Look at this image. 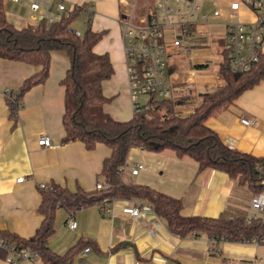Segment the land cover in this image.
<instances>
[{"label":"crops","instance_id":"1","mask_svg":"<svg viewBox=\"0 0 264 264\" xmlns=\"http://www.w3.org/2000/svg\"><path fill=\"white\" fill-rule=\"evenodd\" d=\"M59 1L64 4L63 10L57 8ZM74 6H80L81 11L72 28L80 34L87 26L100 32L93 50L106 52L113 68L110 77L102 81V94L108 99L103 110L116 120H129L134 114L119 22L122 0H40L38 11L24 3L4 0L8 21L19 28L36 24L46 11L52 20L58 19L63 11ZM220 17L225 18L222 11ZM225 20L202 26L203 34L199 36L197 27L186 52L169 47L167 70L171 99L181 103L177 110L179 116L191 113L205 93L225 85L217 72L223 59ZM69 64L64 51H52L47 78L23 94L17 115L12 118L6 104L7 92H15L40 66L0 58V230L20 237L31 236L43 218L37 210L41 202L40 184L92 190L104 158L111 153L103 143L88 149L80 140L61 142L65 134L62 121L65 89L60 81ZM201 64L205 65L198 66ZM241 118L252 123L243 124ZM206 125L226 145L264 158V77L209 117ZM42 134L49 136L51 147L37 144ZM139 162L143 168L132 174L131 169ZM19 177L21 181L16 180ZM120 179L179 199L183 216L216 218L222 213L246 216L253 211L249 201L254 193L246 186L237 184L222 170L199 169L195 159L180 156L169 148L153 151L130 147ZM136 201L141 208L139 217L132 218L122 212L123 206ZM111 208L108 214L97 204L74 212L59 207L48 246L63 254L80 239L91 242L84 247L89 251L81 259L82 250L74 264H264V242H215L205 235L193 234L179 237L168 230L150 205L140 200L115 199ZM69 217L76 221L74 228L67 225ZM259 217L264 220V209ZM0 264H7L2 257ZM37 264H42L41 260Z\"/></svg>","mask_w":264,"mask_h":264},{"label":"trees","instance_id":"2","mask_svg":"<svg viewBox=\"0 0 264 264\" xmlns=\"http://www.w3.org/2000/svg\"><path fill=\"white\" fill-rule=\"evenodd\" d=\"M80 11V6H74L63 11L58 19L49 21L42 17L36 24L19 28L8 21L4 0H0V58L40 66L36 74L24 79L13 96L6 97V104L10 117H16L23 94L47 78L50 53L64 51L70 64L60 81L65 89L62 118L65 134L61 142L80 140L88 149L94 148L97 143L107 145L111 153L104 158L97 179L106 187L70 190L56 183L46 184L41 187V202L37 208L43 218L34 233L24 238L8 230H0V239L16 248L35 250L42 264H74L76 256L91 242L80 239L63 254L53 251L48 246V239L55 231L56 210L63 207L68 212H74L123 198L146 202L165 222L168 230L179 237L205 235L215 242H250L253 238H262L261 242H264V220L261 217L248 223L244 213L233 216L222 213L216 218L183 216L179 199L144 185L124 183L120 179L130 147L153 151L169 148L180 156L189 155L195 159L199 169L212 167L222 170L252 193L264 192V184L261 183L264 169L257 167L264 158L226 145L206 125L209 117L264 77V53L250 69L233 72L223 52L217 72L225 80V85L205 93L201 103L188 115L177 114L181 103L171 98L150 96L147 109L134 114L129 120L120 121L103 110L108 99L102 94V81L110 77L113 68L106 52L96 53L93 50L100 32H94L87 26L80 35H76L72 28ZM5 253L0 248V257Z\"/></svg>","mask_w":264,"mask_h":264},{"label":"built area","instance_id":"3","mask_svg":"<svg viewBox=\"0 0 264 264\" xmlns=\"http://www.w3.org/2000/svg\"><path fill=\"white\" fill-rule=\"evenodd\" d=\"M24 3L33 11L39 10L40 0H13ZM121 37L123 42L124 63L127 75L129 99L133 114L148 108L147 99L150 96L171 98L172 89L167 70L169 47L173 46L181 51L188 50V44L197 32L203 34L201 27L209 24V16L200 12L197 0H143L145 10L138 1L122 0ZM57 8L63 10L64 4L57 3ZM241 10H245L251 17L242 18ZM212 16H221V11L215 8ZM227 19L223 22L222 52H225L228 64L233 72H243L250 69L264 53V0H227ZM49 21L52 17L46 11L44 16ZM206 33V32H204ZM76 35L80 32L75 30ZM15 92H7L13 96ZM243 124H250L252 120L241 118ZM39 146L53 145L48 135L42 134L38 140ZM258 169H264L263 163ZM143 168V163H137L132 174H137ZM21 181L22 177L16 179ZM264 184V178L261 181ZM45 184H40L44 187ZM96 188H105L102 182L95 183ZM104 201L98 204L100 208L111 213V203ZM249 206L252 213L246 215V222L258 218L264 209V192L254 194ZM122 212L132 218L141 215L139 202L122 207ZM67 225L76 226V221L69 217ZM262 238H253L255 243ZM213 241V240H211ZM0 248L5 250L2 257L7 264H37L39 254L29 247L16 248L0 239ZM89 251L86 247L81 253V259ZM80 259V260H81Z\"/></svg>","mask_w":264,"mask_h":264},{"label":"rangeland","instance_id":"4","mask_svg":"<svg viewBox=\"0 0 264 264\" xmlns=\"http://www.w3.org/2000/svg\"><path fill=\"white\" fill-rule=\"evenodd\" d=\"M128 1H134V0H128ZM138 1V5L141 7V9L139 11H143L145 10V7L143 6V0H137ZM153 1V0H152ZM198 4L200 6V12L201 13H205L209 16V22H215V21H219L221 19H227L226 16V2L227 0H197ZM218 8L220 11H222V13L225 14V18L220 17V16H212V11ZM226 11V12H225ZM242 18H247V17H251L250 15H248L245 11H243ZM205 26V25H204Z\"/></svg>","mask_w":264,"mask_h":264}]
</instances>
